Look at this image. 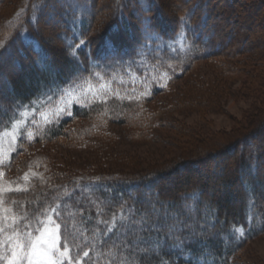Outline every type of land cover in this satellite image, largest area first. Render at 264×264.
<instances>
[{
    "label": "trees",
    "instance_id": "16d2710c",
    "mask_svg": "<svg viewBox=\"0 0 264 264\" xmlns=\"http://www.w3.org/2000/svg\"><path fill=\"white\" fill-rule=\"evenodd\" d=\"M5 1L0 0V9ZM170 1L11 0V16L0 14V59L25 52L34 64L33 70L25 69L26 75L8 83L10 95L0 97V132L25 109L48 107L82 80H113L115 86L119 77L167 74V82H154L144 97L112 96L75 106L32 141L21 136L6 164H0V224L35 236L37 219L47 221L42 215L47 213L59 225L60 249L71 258L63 264H245L240 254L264 234V123L230 145L218 139L188 157L135 170V159L117 152L111 142L119 135L114 126L127 127L131 137L148 139L170 125L163 119L167 105L169 111L185 104L199 106L211 89L196 79L205 65L221 71L219 76L253 68L249 84L264 85V55L250 54L245 40L236 41L239 26L223 34L222 27L214 28L211 22L212 5L222 0ZM227 1L228 6L238 2ZM227 15L233 23L232 14ZM44 17L56 26L55 43L63 53L44 39ZM183 80L193 82L169 103ZM62 147L89 156L72 161L71 155L59 154L57 148ZM227 154L237 157L239 167L231 179L226 177ZM202 159H224L222 183L230 188L224 199L215 196L208 182L194 185L190 174L174 194L164 195L165 188L156 186L168 172L184 170L193 160L194 170ZM115 160L121 165L115 166ZM25 173L28 181L23 180ZM17 186L27 190H12ZM235 199L238 207L231 205ZM5 232L10 234L7 228ZM136 248L143 252L135 253ZM8 252L7 245L0 247V264H7Z\"/></svg>",
    "mask_w": 264,
    "mask_h": 264
},
{
    "label": "rangeland",
    "instance_id": "374dc122",
    "mask_svg": "<svg viewBox=\"0 0 264 264\" xmlns=\"http://www.w3.org/2000/svg\"><path fill=\"white\" fill-rule=\"evenodd\" d=\"M236 1L238 2H235V4L231 6H228L227 0H222V3L215 1L216 6H213L210 2L209 7L212 5V7L215 8V13L213 14L211 22L214 24V28L221 29L222 27L223 34H231V28H233V26L235 28L239 26L241 28V33L238 35L236 41L242 43L245 40L247 43L246 45L249 46L245 50L250 51V54H253L251 52H256V56L260 57L261 53L264 55V0ZM10 3L11 0H6L2 7V9L6 7L3 12H0L3 18L11 16L14 12V8ZM106 12L108 11L106 10ZM230 13L232 17L229 18L234 19L233 23L227 21V14ZM44 21L46 22V17H44ZM42 33L44 34V39L53 45L51 48L54 51L63 53L60 46H58L59 43H55L57 29L53 22H46L43 25ZM232 34L234 35V33ZM245 35L247 39L244 38ZM224 42L226 43L225 40ZM237 42L234 44L236 45ZM27 58L25 52H19L11 58L7 57V55L1 57L0 97L4 93L11 94L9 82L33 70L34 64H30ZM15 59L16 62H14ZM17 61L20 64H18ZM19 65L23 68L21 69ZM24 70L26 74H23ZM238 70L237 72L236 70H233L235 72H228L227 76H225V74L219 76L221 71L216 70L215 67L213 69V66L209 67L205 65L202 69H199V78L196 79L197 81H201L199 83L201 87L209 86L211 89L209 96L207 97L205 94L199 106L194 107L193 104H185L175 110L169 111V105L164 104V107L167 105L168 110L164 113L163 119L167 121V123H170V125L166 129L157 130L155 136L153 135V137L148 139L131 137L129 136L130 133L127 127L114 126L112 130L114 133L116 131L120 135L115 136V139L111 141L115 143V149L120 154H123V156L126 155L125 157L128 159H135V170L137 167L147 168L155 163L163 164L177 156L188 157L197 153L202 144L209 146V143H212L211 141H218V139H224V141L230 145L231 142L243 136V133L246 134L248 131L254 132L264 123V85H260L262 90L258 87V84H260L258 81L249 84V82H251L249 75L252 73L251 70H253V68L249 73L248 68ZM219 78H222L223 81H220ZM154 82L166 83L167 74L148 72L145 76L129 75L128 77H119L116 80L115 86L113 80L108 81L101 78L82 80L72 88L66 90L64 95L56 103L46 107L43 111L35 112L32 109H25L22 111L19 115V119L13 123L17 129L14 133L16 136L15 143L12 144L9 136H3L2 141H0V158L3 156L8 157L22 135L23 138L32 141L38 132L45 126L63 116L69 115L72 109L77 105L83 106L98 101H105L112 96L126 99L144 97L148 94ZM191 82L193 81L183 80L179 82L176 87V94L173 95L172 98H168L167 101L169 103H175L176 98L181 97L180 93L185 92L188 84H191ZM192 89L193 88H190L189 91H192ZM189 91H187L186 94H188ZM61 108L64 109V114L57 116L56 113ZM258 117L260 119L259 121ZM177 127L182 129L177 131ZM7 130L12 131V128L9 127ZM243 130L245 132H243ZM29 132L32 133L31 136L28 135ZM189 132H191V135H189ZM195 137H197L196 140ZM192 138L194 140H192ZM180 139L182 140L180 141L181 145H178L177 142ZM187 139L191 140L188 141ZM176 140L177 142H175ZM195 141L199 142L195 144ZM57 151H59V154L65 155L66 158H69L68 155H71L72 161H74L75 156L76 160L89 156L85 155V153L77 155V153H73L75 151L68 152V150L63 147L57 148ZM88 152L93 151L89 149ZM62 155H57V159H62ZM227 157L229 159L225 160V162H227L226 166L224 164V159L216 162L202 159L200 160L198 168L194 170L191 168H194L193 165L197 161L195 162L193 160L190 164L185 165L186 167L184 170H174L175 172H168L165 176L159 178V183L157 181L156 186L161 187L162 190L165 188V190L162 191L164 195L174 194V188L181 184L186 179V176L190 174L194 185H202L208 182L210 189H212L211 191L215 192V196L217 198L220 197L222 200L224 196H226L225 194L230 190L228 186L222 183L224 179V173L222 172L224 166H228L226 177L230 179L235 177L236 171L239 168L238 165H235L237 163V157L234 158L232 155H228ZM63 159L65 158L63 157ZM115 164H117L115 166H118L120 162L117 163L115 160ZM127 166L129 165H125V167ZM220 174L222 176L219 178L218 175ZM239 204L240 202L238 199L231 202V205L235 207H238ZM48 227L52 229L55 228V225H49ZM57 234L59 236L58 245L60 247L62 241L60 228L57 230ZM140 252H143V250L136 248L135 253L139 254ZM239 260L245 262V264H264V234L247 244L240 254Z\"/></svg>",
    "mask_w": 264,
    "mask_h": 264
},
{
    "label": "snow or ice",
    "instance_id": "6c2138e0",
    "mask_svg": "<svg viewBox=\"0 0 264 264\" xmlns=\"http://www.w3.org/2000/svg\"><path fill=\"white\" fill-rule=\"evenodd\" d=\"M145 25L146 27L150 26V21H145ZM62 114H64L63 108L56 113L57 116ZM7 127L5 126L4 131L0 132V141H2L3 136H9L12 144H14L16 140L14 133L17 131L15 124L10 125L12 131H8ZM28 135L31 136L32 133L29 132ZM7 159V156L0 158V164H6ZM32 175L35 176L36 173H32ZM23 180H29L28 173H25ZM8 190L4 189V191ZM12 190L26 191L27 189L17 186ZM52 211L55 210L52 209ZM42 215L47 217V221L37 219L36 223L39 226L35 228V231L38 235L35 236L31 231L21 233L18 228L12 227V224H0V247L7 245L9 249L8 255L4 257L7 260V264H63L64 260H71L67 250L61 251L58 245L59 236L57 230L59 225H55V221L47 213H42ZM18 220L19 218L14 219L13 223H18ZM49 223L54 224L55 228L50 229L47 226ZM5 228L10 231V234L5 232ZM84 255L87 256L88 253L85 252Z\"/></svg>",
    "mask_w": 264,
    "mask_h": 264
},
{
    "label": "bare ground",
    "instance_id": "6f19581e",
    "mask_svg": "<svg viewBox=\"0 0 264 264\" xmlns=\"http://www.w3.org/2000/svg\"><path fill=\"white\" fill-rule=\"evenodd\" d=\"M164 179V178H163ZM164 183V182H163Z\"/></svg>",
    "mask_w": 264,
    "mask_h": 264
}]
</instances>
